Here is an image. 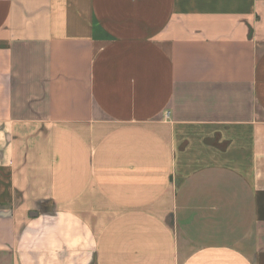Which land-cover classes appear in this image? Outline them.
<instances>
[{"label": "crops", "instance_id": "obj_1", "mask_svg": "<svg viewBox=\"0 0 264 264\" xmlns=\"http://www.w3.org/2000/svg\"><path fill=\"white\" fill-rule=\"evenodd\" d=\"M0 264H264V0H0Z\"/></svg>", "mask_w": 264, "mask_h": 264}]
</instances>
